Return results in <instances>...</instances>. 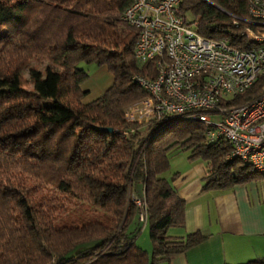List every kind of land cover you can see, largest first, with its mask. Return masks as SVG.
Masks as SVG:
<instances>
[{"label":"trees","instance_id":"trees-1","mask_svg":"<svg viewBox=\"0 0 264 264\" xmlns=\"http://www.w3.org/2000/svg\"><path fill=\"white\" fill-rule=\"evenodd\" d=\"M130 1L0 0V264H160L200 244V231L171 234L186 210L164 177L173 152L206 164V192L264 178L230 158L226 140L210 142L201 121L124 122L125 109L147 97L134 78L156 77L153 61H135L137 32L121 20ZM248 3L182 0L180 9L199 18L203 38L244 51ZM81 63L113 78L88 103ZM263 90L264 75L226 106ZM132 193L146 203L150 254L136 243L143 227Z\"/></svg>","mask_w":264,"mask_h":264},{"label":"built area","instance_id":"built-area-1","mask_svg":"<svg viewBox=\"0 0 264 264\" xmlns=\"http://www.w3.org/2000/svg\"><path fill=\"white\" fill-rule=\"evenodd\" d=\"M181 1L131 0L122 12L121 20L137 32L135 61H153L156 70L154 79L134 78L147 97L125 109L124 122L137 126L181 115L201 121L210 142L223 138L230 158L264 173V90L245 104L226 106L264 75V0H248L251 26L242 36L252 45L244 51L200 36L199 18L182 13ZM131 200L134 222L144 227V197L132 193Z\"/></svg>","mask_w":264,"mask_h":264},{"label":"crops","instance_id":"crops-1","mask_svg":"<svg viewBox=\"0 0 264 264\" xmlns=\"http://www.w3.org/2000/svg\"><path fill=\"white\" fill-rule=\"evenodd\" d=\"M107 88H101L93 99ZM85 92L90 94L91 90ZM205 172L204 162H189L184 153L170 160V170L164 177L186 203L184 227L171 230V234L180 237L200 231L206 239L160 264H245L264 260V178L227 191L206 192L202 190Z\"/></svg>","mask_w":264,"mask_h":264},{"label":"rangeland","instance_id":"rangeland-1","mask_svg":"<svg viewBox=\"0 0 264 264\" xmlns=\"http://www.w3.org/2000/svg\"><path fill=\"white\" fill-rule=\"evenodd\" d=\"M80 68H83L87 73H88V79L83 83L82 85V89L83 90H91L90 94H86L83 98V102L87 103V102H91L95 99L96 94H98L97 92L101 89L104 90L105 88L109 87L111 85V74L106 70L105 67H99L97 65H86L81 63L79 65ZM42 68V67H41ZM43 69V68H42ZM24 77L26 79H28V74L25 72L24 73ZM101 84L100 87L98 89L95 88L96 85ZM95 89V91H94ZM100 92V91H99ZM214 120H216L217 118L215 116L212 117ZM177 152H173L171 155V159H173L174 155H176ZM170 159V160H171ZM199 162H203L201 160H198ZM137 245L147 251L149 254L151 253V243H150V233H149V229L148 226L145 225L142 228V231L140 233V235L137 238Z\"/></svg>","mask_w":264,"mask_h":264},{"label":"water","instance_id":"water-1","mask_svg":"<svg viewBox=\"0 0 264 264\" xmlns=\"http://www.w3.org/2000/svg\"><path fill=\"white\" fill-rule=\"evenodd\" d=\"M104 131L108 132V133H111L112 130L110 128H106V129H103Z\"/></svg>","mask_w":264,"mask_h":264}]
</instances>
